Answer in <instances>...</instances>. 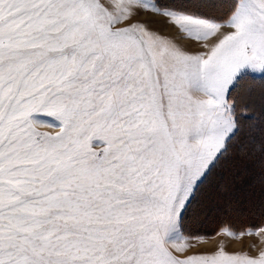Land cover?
<instances>
[{
	"label": "snow or ice",
	"instance_id": "obj_1",
	"mask_svg": "<svg viewBox=\"0 0 264 264\" xmlns=\"http://www.w3.org/2000/svg\"><path fill=\"white\" fill-rule=\"evenodd\" d=\"M242 204L264 209V0H0V264H264L192 251L190 219Z\"/></svg>",
	"mask_w": 264,
	"mask_h": 264
},
{
	"label": "rangeland",
	"instance_id": "obj_2",
	"mask_svg": "<svg viewBox=\"0 0 264 264\" xmlns=\"http://www.w3.org/2000/svg\"><path fill=\"white\" fill-rule=\"evenodd\" d=\"M229 6L227 7V9L229 8ZM143 13L150 12L144 11ZM141 21L147 23L144 21V19H142ZM165 34L171 35L167 31H165ZM176 35L177 34L172 36L175 37ZM181 43L187 42L181 41ZM195 47L198 48V46ZM40 130L49 131L53 134L55 131L51 128H42ZM262 214H264V209H260L258 206L242 204L232 211L226 212L223 209L208 210L197 218L190 219L187 223L188 229L204 238L200 241H193L196 247L193 248L192 251H212L223 244L225 245L226 250L229 252H243L251 257H258L259 253L261 251H264V231L259 232V234H249L239 238H233L221 232V229L224 227H229L233 231H243L249 228L264 226V224H262L261 222Z\"/></svg>",
	"mask_w": 264,
	"mask_h": 264
},
{
	"label": "bare ground",
	"instance_id": "obj_3",
	"mask_svg": "<svg viewBox=\"0 0 264 264\" xmlns=\"http://www.w3.org/2000/svg\"><path fill=\"white\" fill-rule=\"evenodd\" d=\"M139 18L141 20L144 19L145 22L152 25L155 29H160L161 31H164L166 28L167 32H169L171 35L177 34L175 29L167 26L163 18L161 17L153 16L151 13H142Z\"/></svg>",
	"mask_w": 264,
	"mask_h": 264
},
{
	"label": "crops",
	"instance_id": "obj_4",
	"mask_svg": "<svg viewBox=\"0 0 264 264\" xmlns=\"http://www.w3.org/2000/svg\"><path fill=\"white\" fill-rule=\"evenodd\" d=\"M162 4H179L181 3V0L175 2V0H160ZM210 4H213L215 6L216 11L223 15L224 13L227 12V7L229 6V0H208Z\"/></svg>",
	"mask_w": 264,
	"mask_h": 264
},
{
	"label": "trees",
	"instance_id": "obj_5",
	"mask_svg": "<svg viewBox=\"0 0 264 264\" xmlns=\"http://www.w3.org/2000/svg\"><path fill=\"white\" fill-rule=\"evenodd\" d=\"M175 2H177V0H175Z\"/></svg>",
	"mask_w": 264,
	"mask_h": 264
}]
</instances>
